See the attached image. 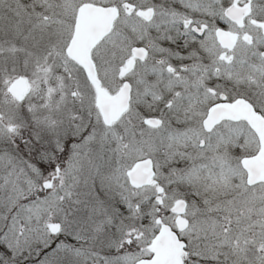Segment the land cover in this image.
Wrapping results in <instances>:
<instances>
[{"label":"snow or ice","instance_id":"1","mask_svg":"<svg viewBox=\"0 0 264 264\" xmlns=\"http://www.w3.org/2000/svg\"><path fill=\"white\" fill-rule=\"evenodd\" d=\"M0 264H264V0H0Z\"/></svg>","mask_w":264,"mask_h":264}]
</instances>
